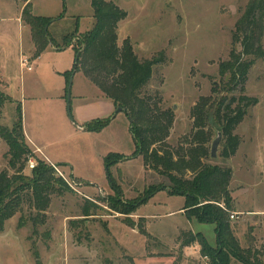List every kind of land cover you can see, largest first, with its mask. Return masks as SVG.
Segmentation results:
<instances>
[{
	"label": "rangeland",
	"instance_id": "374dc122",
	"mask_svg": "<svg viewBox=\"0 0 264 264\" xmlns=\"http://www.w3.org/2000/svg\"><path fill=\"white\" fill-rule=\"evenodd\" d=\"M110 1L127 12L116 25L118 44L128 38L141 61L160 59L140 95L172 121L156 132L160 138L151 147L171 152L177 159L175 171L183 177H191L194 170L185 153L188 148L197 156L205 152L204 162L231 167L230 227L238 243L246 247L251 241L264 262V58L252 65L244 84V93L257 103L232 130L238 138L233 154L218 155L221 137L217 155L210 157L219 125L211 119L209 125L198 127L193 119L198 108L204 113L219 94L215 92L219 64L229 56L231 32L247 0ZM22 3L0 4V24L5 25L0 29V91L7 95L0 106V125L12 127L19 102L24 131L44 143L43 150L52 160L57 157L66 163L53 165L67 187L61 185L50 196L36 226L28 219L27 205L8 218L0 231V264H35V251L40 264H212L200 252L195 236L199 233L217 248L214 223L197 221L193 213L189 217L190 210L182 208L184 195L170 194L167 176L137 153L128 117L122 110L116 112L118 107L80 71L73 74L67 111L62 73L72 68L74 49L54 47L64 45L62 35L74 26L79 33L91 28L90 0H32L31 13L50 15L60 7L63 11L64 5V16L47 26L56 45L30 61V69L19 61L22 56L34 58L29 25L22 20L19 34L15 32ZM262 38L264 45V33ZM108 117L99 130H83L86 121ZM7 148L0 138V170L13 173ZM30 149L34 160L39 157L51 165ZM109 153L124 155L107 159L110 182L103 160ZM27 159L21 172H30ZM82 208L88 209L87 216L81 215ZM21 215L24 222L19 224ZM231 264L241 263L231 258Z\"/></svg>",
	"mask_w": 264,
	"mask_h": 264
},
{
	"label": "trees",
	"instance_id": "16d2710c",
	"mask_svg": "<svg viewBox=\"0 0 264 264\" xmlns=\"http://www.w3.org/2000/svg\"><path fill=\"white\" fill-rule=\"evenodd\" d=\"M22 1L24 5L20 14L31 30L35 57L48 46L56 45L47 26L52 20L64 16V5L62 13L50 18L31 13L30 0ZM90 5L94 18L91 28L79 33L78 28L74 26L72 31L62 35L61 40L64 45L54 47L62 50L71 46L74 49L72 68L62 73L66 78V86L71 74L80 71L90 83L110 99L115 107H121L130 121L129 130L134 138L137 153H143L144 161L148 166L151 165L159 173L167 176L169 193L184 195L182 208L185 211L190 210L187 211L189 217L194 215L197 221L214 223L217 248L213 249L209 246L199 233L195 236L200 252L208 257L212 264H231V258L241 264H264L259 256L260 251L253 248L251 241L243 247L238 243L230 227L227 212L234 210L229 188L231 167L204 162L201 157L205 156V152L197 156L191 148H188L185 153L189 155V166L194 170L191 177H183L175 171L177 159H173L171 152L164 150L163 153L151 147L160 138L156 132L168 127L172 121L171 116L166 112L154 111L148 104V99L140 95L142 87L151 78L153 68L160 59L141 61L137 58L128 38L123 39L121 45L118 44L116 25L126 17L127 12L114 1L90 0ZM243 7L231 32L232 46L228 52L229 56L219 64L220 81L218 87H215V92L219 94L212 97L204 113L198 108L193 118L198 127L209 125L211 119L219 125L222 142L218 155L223 158L233 154L238 144V138L232 130L242 121L248 108L257 103L256 98L244 93V84L252 65L257 59L264 58L262 42L264 0H247ZM236 45H239V49L235 47ZM6 99L7 95L0 91V106ZM14 109L16 116L12 127L8 129L0 125V138L8 146L6 151L9 156L8 166L13 171L9 173L0 170V231L8 218L17 212H22L25 205L30 210L28 219H31L33 227L36 226L42 221V218L38 219V217L49 205L50 196L55 192L58 193L61 185L66 186L63 179L56 175L54 168L39 157L35 158L36 164L29 169V173L21 172L27 157L32 156L33 152L24 140L19 102ZM110 117L86 121L85 123H88L83 125V130H99L108 123ZM93 121L96 126L90 125L94 123ZM117 155L121 153H109L103 159L109 182L111 174L107 159ZM121 157L123 158L124 155ZM147 197L149 196L142 198V202L146 201ZM87 214H89L88 209L82 208L81 215L87 216ZM21 217L22 215L19 216V224L24 222ZM138 227L139 231L147 233L143 227ZM34 255L35 264H40L36 251Z\"/></svg>",
	"mask_w": 264,
	"mask_h": 264
},
{
	"label": "crops",
	"instance_id": "0c3cea01",
	"mask_svg": "<svg viewBox=\"0 0 264 264\" xmlns=\"http://www.w3.org/2000/svg\"><path fill=\"white\" fill-rule=\"evenodd\" d=\"M2 1H5V0H0V4L2 3ZM30 3H31V11H33V8H32V0H30ZM23 5H24V2L20 5V6H18V11H17V17H15V22L17 23L16 24V26H17V31H15V32H17V34H19V32H20V29L19 28H22V26H23V24H22V18H21V14H20V12H21V9H22V7H23ZM58 11L57 12H55L54 14H50V15H44V16H48V17H50V16H58L60 13H62V11H61V7L59 8V9H57ZM3 26H5V25H1L0 24V29L1 28H3ZM2 31L0 30V33H1ZM20 37V36H19ZM18 37V38H19ZM66 49V48H65ZM39 55H37V56H35L34 58H32V59H29V61H34V59L35 58H37ZM88 80V79H87ZM88 82L90 83V81L88 80ZM92 86H94L92 83H90ZM95 87V86H94ZM63 89H64V87H63ZM102 94H103V92H102ZM107 106H108V109L109 110H111V106H110V104H109V102H107ZM23 132H24V136H25V140H27V142H28V145L30 146V148L32 147L33 148V150L34 151H36V152H39L41 155H43V157L48 161V162H50V163H52V164H54V163H57V164H61V163H65L64 161H62L60 158H54V160H52L50 157H49V155H46V153L44 152V148L43 147H45L44 146V143H42L39 139H36V138H34L33 139V137L31 136V135H28L25 131H24V129H23ZM66 164V163H65Z\"/></svg>",
	"mask_w": 264,
	"mask_h": 264
},
{
	"label": "water",
	"instance_id": "95a60500",
	"mask_svg": "<svg viewBox=\"0 0 264 264\" xmlns=\"http://www.w3.org/2000/svg\"><path fill=\"white\" fill-rule=\"evenodd\" d=\"M73 74H71V76L68 79V83L66 86V107H67V111H70V107H69V99H70V88H71V84H72V78H73ZM121 111V107L116 108V112ZM217 136L213 139L211 147H210V157H215L217 155V145L222 137V134L220 133V131H217Z\"/></svg>",
	"mask_w": 264,
	"mask_h": 264
},
{
	"label": "built area",
	"instance_id": "2783aa9c",
	"mask_svg": "<svg viewBox=\"0 0 264 264\" xmlns=\"http://www.w3.org/2000/svg\"><path fill=\"white\" fill-rule=\"evenodd\" d=\"M19 61H20L21 66H27V68L30 69V65H29L30 61H29L28 57L22 56ZM27 163H28L29 168L33 167L36 164V162H35L34 158H32V156L28 157ZM50 164L52 165L53 168H55L58 171V169L56 168L55 165H53L52 163H50ZM220 205L222 206V204H220ZM230 216H231V218H233L234 213L230 214Z\"/></svg>",
	"mask_w": 264,
	"mask_h": 264
}]
</instances>
